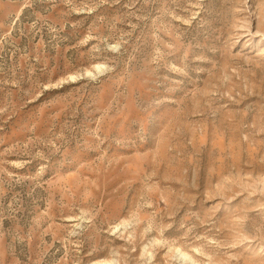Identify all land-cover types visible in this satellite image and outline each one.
I'll list each match as a JSON object with an SVG mask.
<instances>
[{"label": "rangeland", "instance_id": "obj_1", "mask_svg": "<svg viewBox=\"0 0 264 264\" xmlns=\"http://www.w3.org/2000/svg\"><path fill=\"white\" fill-rule=\"evenodd\" d=\"M0 264H264V0H0Z\"/></svg>", "mask_w": 264, "mask_h": 264}]
</instances>
